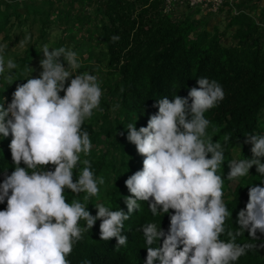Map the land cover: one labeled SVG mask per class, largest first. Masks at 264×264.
Listing matches in <instances>:
<instances>
[{
  "label": "clouds",
  "instance_id": "1",
  "mask_svg": "<svg viewBox=\"0 0 264 264\" xmlns=\"http://www.w3.org/2000/svg\"><path fill=\"white\" fill-rule=\"evenodd\" d=\"M30 40L26 35L21 46ZM119 40V35L111 37L113 43ZM7 47L0 45V75L18 67L12 59L5 61ZM41 52L40 76L17 85L7 108L0 103V134L8 137L11 132L9 148L15 165L0 183V203L7 202L0 210V264H70L67 257L74 243L97 220L101 240L115 238L117 248L126 247L124 222L139 211L138 201L148 202L153 217L170 215L167 232L156 222L138 228L147 252L144 264H236L248 252L264 248V242H237L245 232L249 241H259L258 232L264 234V186L249 187L246 207L237 213L238 227L225 228L232 212L224 200L225 179L218 174L225 162L224 148L208 138L210 120L205 117L225 97L218 81L201 77L187 97L157 100L158 112L148 118L146 127L137 130L135 124H128L126 139L144 159L142 170L125 181L130 193L125 198L127 213L99 203L93 216L75 197L97 196L104 177L95 176L88 159L82 161L84 167L75 181L73 169L81 163V154L88 156L92 150L82 125L100 107L101 83L96 75L76 71L81 63L71 48L50 51L44 45ZM245 137L252 145V157L228 161L227 180L238 182L255 166L264 184V135ZM49 165L53 170H48ZM65 189L76 194L70 203ZM81 264L91 262L85 259Z\"/></svg>",
  "mask_w": 264,
  "mask_h": 264
},
{
  "label": "trees",
  "instance_id": "2",
  "mask_svg": "<svg viewBox=\"0 0 264 264\" xmlns=\"http://www.w3.org/2000/svg\"><path fill=\"white\" fill-rule=\"evenodd\" d=\"M10 1L13 4L8 5L6 0L0 3V35L16 17L18 26L36 27L39 43H42L48 30L57 25L63 31L59 45L74 47L78 43H84L86 34L92 32V29L87 32V27L93 17L98 22L95 26L99 28L98 43L102 45L97 63L107 62L108 67H114L120 76L119 86L108 98L109 110L102 124V129L110 135L112 142L104 156L96 158L94 162L90 161L96 177L103 176L106 171L117 175V183L112 189H106L104 196L100 195L104 185H98L99 194L88 199H85L86 193L76 196L65 189L68 202L76 196L93 216L97 212L95 205L99 203L113 211L122 209L127 213L125 198L130 193L125 181L136 171L142 170L143 165L135 160L127 161L129 149H136L126 139L127 127L116 120L115 135L114 128L107 127L114 109H117L118 115L124 116L127 124H135L139 130L141 126L146 127L148 118L158 112V107L155 106L157 100L165 96L169 100L175 95L187 97L191 87H198L196 80L207 77L218 81L225 92L223 101L207 111L205 117L210 120L208 138L214 142L218 140L224 148L225 162L218 174H222L225 179L224 200L229 212H232V217L226 220L225 228L235 231L238 227L237 213L245 209L249 199V187L256 184L264 186L255 166L249 170L248 176L239 180L234 191L230 188L234 181L227 180L230 171L228 161L252 157V145L245 142V136L264 135V11L258 22L253 18L252 7H239L241 10L236 11L234 0L228 2L221 10H229L228 14L236 11L237 14L231 17L226 29V32L233 27L236 29L232 47H227L224 41L226 32L214 29L213 32L205 31L200 34L196 19L189 17L173 20L166 13L165 0H93L92 8L85 4L87 0ZM246 1L255 4L263 0ZM3 5L6 6L5 10H2ZM190 8L192 12L198 10ZM74 29L79 31V36L69 37ZM113 35H119L120 40L113 43ZM15 90L16 88L10 87L0 92V103H3L4 108L11 103ZM100 109L102 111V106ZM82 131H87L93 142L101 136V132H95L94 122L88 119L84 121ZM226 136L229 137L227 141ZM116 151L119 152L118 155L115 154ZM84 159L90 158L81 154V163L73 169L74 181L84 167ZM20 166L26 167L23 162ZM14 167L10 148L0 150V183L5 174H11ZM53 167L49 165L48 170H53ZM229 195L231 200H228ZM138 203L139 211L133 212L130 219L124 222L122 234L128 237L126 247L117 248L115 238L101 240V221L97 220L93 228L88 229L83 233V238L74 243L72 253L67 257L70 264H81L85 259L91 264H144L147 252L143 235L138 228L147 222H156L167 232L170 215L158 213L153 217L148 202ZM6 207V200L0 203V210H5ZM85 223L81 220L80 226L84 227ZM257 236L260 237L259 241H249L245 232L237 242H264L259 232ZM221 239L227 241L228 237L222 235ZM263 251L264 248L250 251L236 264H264Z\"/></svg>",
  "mask_w": 264,
  "mask_h": 264
},
{
  "label": "rangeland",
  "instance_id": "3",
  "mask_svg": "<svg viewBox=\"0 0 264 264\" xmlns=\"http://www.w3.org/2000/svg\"><path fill=\"white\" fill-rule=\"evenodd\" d=\"M5 0H0V3ZM8 5L13 4L12 1L6 0ZM93 0H87L86 5H89L92 8ZM230 2V1H228ZM226 2L223 7L228 3ZM232 2V0H231ZM236 11H240L239 7H252V15L256 21H261L263 17L264 11V0L260 3L249 4L246 0H234ZM20 3V2H18ZM67 6V4H66ZM222 7V8H223ZM6 6H2V10H5ZM82 8H85V5H82ZM166 7V13L173 20H183L186 18L196 19L198 21L199 33H203L205 31L213 32L214 29H218L221 32H226V29L229 25L232 16H235V13L232 11V14H228L225 9L219 10L218 12H211L202 7L198 8L197 13L192 12V8L187 5H176L172 7L170 10ZM93 12V9L91 13ZM93 15V14H92ZM54 18V17H53ZM89 25L87 27V32L89 29H92V32L86 34L85 42L78 43L77 46H69L72 50L78 53V59L81 63V68L76 70L77 72L87 71L90 74L96 75L98 80L101 83V88L103 91V95L101 97L100 106H102V111H100V107L97 110H94L93 116L88 119L89 121L94 122L95 132L100 133L101 136L97 138L96 142H93L92 139V150L88 156L91 162H94L96 158H100L104 156L105 153L109 150V144L111 141L110 135L102 129V124L105 121V114H108L109 110V96H111L119 86L121 80L119 74L116 72L115 68L108 67L107 62L97 63V56L102 52V45L98 43L99 39V28L95 26L98 23L93 17H91ZM71 26V23H70ZM235 28L233 27L231 31L226 32L224 37L225 45L227 47H232V42L234 40V32ZM79 31L74 29V31L70 32L69 37L79 36ZM26 35L31 36L30 42L26 45L21 46V41L24 40ZM7 36V38H6ZM63 36L62 28H59L57 25H54L50 28L45 36L42 39V43H39L38 33L36 32V27L31 28L30 25L18 26V21L16 17L12 19V23L8 26L6 31L0 35V45H8L4 52L5 61L8 59H12L16 64L17 68L11 70V74H9L8 69L5 70L3 75H0V92L5 91L10 87L16 88L17 85L23 84L27 82L28 78H38L40 73L42 72V68L40 66V61L44 58L43 53L41 52L42 47L47 45L51 51L52 48H58L62 45H59V41ZM64 47V46H63ZM92 55V56H91ZM61 62L64 63V66L67 68V63L63 61L61 57ZM74 78V77H72ZM70 82V80H69ZM67 87V84L65 85ZM60 95L63 97L64 93L61 92ZM4 100L6 98L4 97ZM116 120L120 121L121 124L126 128L128 126L127 120H125L124 116L117 114V109H114V114H112L109 118L107 127H113L114 133L117 131ZM12 136L9 132L8 137H3L0 134V150H8V143L11 142ZM116 155L119 154L118 151L115 152ZM143 157L138 154L135 148L131 147L127 154V161L131 162L135 160L139 165H143ZM105 180L104 190L100 193L101 196H104L106 189H112L117 183V175L110 174L106 171L102 174ZM239 182V181H238ZM238 182H233L230 185L231 191H234ZM232 197L229 195L228 200H231ZM261 234V233H260ZM261 238L264 241V234H261ZM264 257V251H263Z\"/></svg>",
  "mask_w": 264,
  "mask_h": 264
},
{
  "label": "built area",
  "instance_id": "4",
  "mask_svg": "<svg viewBox=\"0 0 264 264\" xmlns=\"http://www.w3.org/2000/svg\"><path fill=\"white\" fill-rule=\"evenodd\" d=\"M228 1L231 2V0H165L168 10L176 5H187L193 8L202 7L211 12H218Z\"/></svg>",
  "mask_w": 264,
  "mask_h": 264
},
{
  "label": "crops",
  "instance_id": "5",
  "mask_svg": "<svg viewBox=\"0 0 264 264\" xmlns=\"http://www.w3.org/2000/svg\"><path fill=\"white\" fill-rule=\"evenodd\" d=\"M198 12V10H195V12H193V13H197Z\"/></svg>",
  "mask_w": 264,
  "mask_h": 264
}]
</instances>
